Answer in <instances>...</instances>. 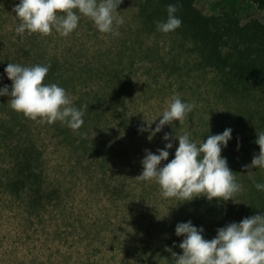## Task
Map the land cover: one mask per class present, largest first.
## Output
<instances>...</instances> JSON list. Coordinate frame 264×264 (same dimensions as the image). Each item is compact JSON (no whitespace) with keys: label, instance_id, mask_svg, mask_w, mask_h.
Masks as SVG:
<instances>
[{"label":"rangeland","instance_id":"rangeland-1","mask_svg":"<svg viewBox=\"0 0 264 264\" xmlns=\"http://www.w3.org/2000/svg\"><path fill=\"white\" fill-rule=\"evenodd\" d=\"M217 1L198 0L197 7L212 15L218 13ZM18 3L19 0H0V54L3 56L15 57L19 46L31 45L25 34L21 40L15 31L18 21L14 5ZM6 5L11 10L7 11ZM117 10L124 19L123 24L116 26L118 36L101 33L87 16L81 15L72 33L63 36L53 30L48 35L40 34L33 49L38 52L44 49L48 59L59 57L64 65L62 71L69 75H74L73 67L90 64L89 61L96 66L103 59L112 62L122 58V63L116 66L123 70V80L126 86L135 89V95L127 97L118 113L108 115L106 132L102 125L88 135L89 146L109 151L111 159L106 174L97 167L96 174L73 175L77 162L74 148L84 138L78 132L82 126L72 129L78 139L72 143L62 131L64 123L24 117L13 121L9 104L0 99V172L3 171L0 179L8 180L11 176L8 170L16 162L13 154L9 155L16 140L3 139L12 128L22 142L34 140L44 152L45 186L64 190L62 205L55 206L57 200H54L55 203H49L44 209L31 207V211L25 204L30 194L23 195L24 202L0 186V264H172V253L183 251L179 247L183 236L175 234L178 222L191 220L197 227H203L205 239H212L219 227L264 213V191L254 186V182H264V169L254 167L249 176V169L244 167L259 153L255 140L257 131H264V89L254 84L249 93L239 97L229 95L223 91L217 70L200 63L194 44L186 34L174 30L164 33L156 25L144 26L146 17L142 3L137 1L123 0ZM239 17L243 24L252 20L264 23V11L248 3ZM33 60L36 59L30 58L29 62ZM79 80L77 76L75 87L62 86L73 105L85 92L98 89L96 84H90L93 81L85 84ZM173 94L195 107L182 123L176 120L165 124L149 139L167 106L166 101ZM114 105L115 102L110 106ZM146 120L154 122L147 131H140L141 125L147 126ZM132 125L138 127L135 135ZM229 127L232 138L227 147H222L221 154L243 185L233 200H209L203 195L184 202L174 197L164 198L155 180L135 178L142 171L145 150L156 153L164 148L157 137L163 139L169 133V140L173 141L175 133L190 132V138L199 143ZM163 142L169 141L163 139ZM176 147L173 153L168 150V160L174 157ZM95 157L98 160L102 155L89 154L87 159ZM167 162L162 161L161 166ZM132 163L137 164L134 172H131ZM105 175L112 185L122 186L120 194L104 192V184L98 177ZM98 186L103 188L99 194Z\"/></svg>","mask_w":264,"mask_h":264},{"label":"clouds","instance_id":"clouds-1","mask_svg":"<svg viewBox=\"0 0 264 264\" xmlns=\"http://www.w3.org/2000/svg\"><path fill=\"white\" fill-rule=\"evenodd\" d=\"M123 0H19L14 5L19 24L15 28L17 34L39 33L48 35L55 30L63 36L72 33L77 27L81 15L87 16L101 33L118 36L116 26L124 23L119 16L118 6ZM167 17L156 21L158 31L167 33L181 26L182 19L176 15L177 4L166 6ZM49 71L47 64L31 66L9 62L4 72L12 81L11 87H0V96L9 97L7 103L14 111L31 119H45L48 123L57 120L73 130L83 124V107L73 105L66 90L57 83H44ZM167 106L159 116L149 135V139L161 131L165 124L178 120L183 122L185 115L195 105L182 100L173 94L166 101ZM157 120V119H156ZM155 120V121H156ZM147 121V120H146ZM154 121L141 125L140 131H147ZM257 131V130H256ZM190 132L178 138V146L174 157L168 160L169 149L173 147L170 134L165 133L163 139L169 141L156 153L145 150L141 160L142 171L135 178L139 180H155L164 198L174 197L181 201H191L197 196H205L211 200L218 198L224 201L232 199L235 193L243 190L227 162L222 156V147H227L232 138V129L225 128L222 133L208 135L207 139L197 143L190 138ZM255 143L259 145V153L254 154L248 168L264 169V131H257ZM162 161H168L161 166ZM257 190L264 191V182H254ZM233 200V199H232ZM202 226L197 227L191 220L178 222L175 234L183 236L179 247L182 254L172 253V264H264V213L242 218L239 222H230L217 229L212 239H205ZM171 251V249H169Z\"/></svg>","mask_w":264,"mask_h":264},{"label":"trees","instance_id":"trees-1","mask_svg":"<svg viewBox=\"0 0 264 264\" xmlns=\"http://www.w3.org/2000/svg\"><path fill=\"white\" fill-rule=\"evenodd\" d=\"M134 1L142 3L143 14L146 17L143 25L147 27L156 25V20L166 19V6L168 4H177L178 11L176 15L182 19V24L174 31L186 34L191 39L194 44L193 50L197 53L203 66L217 70L224 92L239 97L249 93L254 84L264 89V23L252 20L247 24H243L239 17L240 11L246 3L256 5L261 11H264V0H218L216 3L218 13L212 15L205 14L197 7L198 0ZM6 8L7 11L8 9L11 10L7 5ZM16 20L19 24L18 17H16ZM39 35V33L30 35L25 33V37H28V42H31V45L27 48L26 44H23L22 47L19 46L17 48L18 55L15 57L0 54V87L4 85L11 87L12 81L4 72L9 62L27 66L37 63L47 64L49 65V71L46 74L44 83H57L64 86L65 89L75 87V83H78L77 76L80 79L79 81L85 84L93 81L90 84H96L98 89L93 88L92 92H85L80 100L74 104L77 107H83V124L78 132L84 138L83 142L74 148L75 153H77V162L72 173L78 176L82 174L80 172L93 175L96 174L94 170L99 167L106 174L108 170L106 167L111 159L109 151L98 150L89 146L88 135L92 130L99 129L102 125L106 132L110 122L108 115L118 113L126 104L127 97L135 95V89L126 86L127 82L123 80V70L120 66H116L122 63V58L112 62L103 59L96 66L91 65L95 62L89 61L90 64L73 67L72 72L74 75H69L62 71L64 65L59 57L48 59L44 49H40L39 52L33 51ZM19 37L24 40V36L20 35ZM23 48L25 49L24 53ZM30 58L36 60L29 62ZM0 99L4 104H8L9 97L7 95L0 96ZM114 102L115 105L111 107L110 105ZM9 112L13 121H19L22 117L31 120L22 113L14 111L11 107ZM23 127H26V125ZM27 127L29 129L30 125H27ZM131 128L133 135H135L138 132V127L134 128L132 125ZM62 129L63 133L66 134L67 141L72 143L78 141L72 134V129L66 124ZM17 136H19L18 132H15L12 128L3 135L5 140L12 142L16 140L15 146L9 154H13L16 162L13 168L8 170V174H11L8 180L4 182L0 179V186L6 190L8 189L9 192L24 200V202L23 195L30 194L25 202L29 210H31V207L36 210L44 209L49 203H55L54 200H57L55 206L62 205L64 202L62 187L49 189L45 186L44 152L39 149L37 142L34 140H27L25 143L22 142L20 136L16 138ZM157 140L160 145L165 146L166 143L163 142V139L157 137ZM171 142L173 147L170 151L173 153L178 138H174ZM104 143L106 146V139ZM98 153L102 155L101 159L96 160V157L90 160L87 159L89 154L96 156ZM87 162L88 164H85ZM136 166L137 164H131V172L136 170ZM2 172H0L1 176H3ZM98 180L104 184L105 193L110 191L112 194H120L123 190L121 185H112L106 175L103 178L98 177ZM103 188L98 186L97 194L101 193Z\"/></svg>","mask_w":264,"mask_h":264}]
</instances>
